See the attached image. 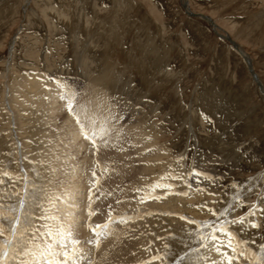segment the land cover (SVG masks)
<instances>
[{"label": "rangeland", "instance_id": "374dc122", "mask_svg": "<svg viewBox=\"0 0 264 264\" xmlns=\"http://www.w3.org/2000/svg\"><path fill=\"white\" fill-rule=\"evenodd\" d=\"M231 41L251 61L264 88V0H0V110H6L14 76L20 79L36 74L37 80L53 84V90L42 98L49 110L43 116L47 124L41 131L49 136V142L58 143V155L69 151L72 161L77 158L89 167L85 172L91 179L86 199L90 222L97 217L111 218L102 241L114 242L96 256L97 264H113L112 250L129 240L135 232L133 224H139L119 211L125 210L129 195L148 191L141 197L147 202L140 200L130 206L135 211L160 205L169 200L174 189H180L175 195L184 192L179 176L187 180L191 197L198 199L192 205L202 211L196 217L178 211L179 218L174 215L189 227L190 238L200 241L197 234H203L206 227L199 232V225L189 221H229L247 216L259 225L250 227L249 241L256 238V256L252 258L260 256L264 216L247 214L252 206L263 211L264 95ZM101 71L115 81L100 85ZM70 100L81 116L94 121L91 130L95 142L83 134L76 116L69 112ZM214 100L218 110L202 108L201 101L209 107ZM11 116L6 117L12 122L3 126L11 128L16 119ZM73 125L86 151L72 157L76 152L69 139ZM61 141H65V148ZM35 148L27 147L34 151L29 153L32 156L47 153L51 145ZM64 164L55 165L54 190L65 188L63 182L67 185L57 176L68 174ZM193 169L215 179L200 177L198 182ZM15 171L14 176L25 183L28 173L22 167ZM238 182L249 183L233 189ZM155 184H171L172 191L165 198L168 188L155 186L160 197L154 200L149 191ZM237 196L242 197L244 206ZM208 209L221 210L217 211L219 217ZM234 226L231 231L241 236L242 225ZM209 230L203 235L208 236ZM239 239L245 241L244 237ZM102 241L95 246V254Z\"/></svg>", "mask_w": 264, "mask_h": 264}, {"label": "bare ground", "instance_id": "6f19581e", "mask_svg": "<svg viewBox=\"0 0 264 264\" xmlns=\"http://www.w3.org/2000/svg\"><path fill=\"white\" fill-rule=\"evenodd\" d=\"M232 44L234 45L238 54L244 59L248 68L250 69L251 75L254 81L256 82V85L258 86L259 91L264 95V88L262 87L263 84H261L259 80L260 78L257 77L258 75H256V72H254L251 61L248 59L246 54L242 50L239 49V47L235 43H232ZM105 72L104 73L102 72L101 74L98 73L100 75L104 74L102 76L103 78L99 75L100 80L99 81L97 80V82H100V85H101V82H103V84L104 82L105 84H109L112 82V80L115 79V78L113 79L111 75L109 76V74L107 73L105 75ZM34 75L36 76V74H33L32 76L23 75V78H20V79H19V76L18 78L14 76V79L12 78V80H10L11 82H10L8 92L9 91H12V92L10 95H8L7 100H5V103L8 102V105L5 106L6 107L5 112L3 110H0V116H2V121H0V179L4 181V183L0 184V204L4 206V211H5V217L3 218V225H4L6 232L9 231V221L7 219V215L11 213L12 206L16 203V201L20 198V196L23 195L22 194L23 189L26 186V182L24 183L18 180L19 178H16L14 176L16 173L15 169L22 167L23 170H25L26 173H28L29 175L28 177H31L30 183L28 182V187L30 191H32L35 194V197H36L29 205V208L31 212L34 213V217L35 216L38 217V219L33 218L31 221L32 227L35 229V231L32 233H28L27 239L29 243L27 247H32L33 245L42 244V243H52L53 241L51 240V238H47V239L44 238L45 236L44 233H46L48 230H46L43 233V230L46 228L45 227L46 225H52V230L59 232L61 229H63L65 233L70 234L72 239H75L80 242L78 245H75V246L69 245L68 250L71 252L72 247H76V250H77L76 256L78 259H81V264H90V262L91 264H97L96 256L97 255L100 256L99 253L103 251V249L107 245H109V243L111 242L110 241L109 243H107V241L105 242L102 241L104 238H106L108 227L110 225L109 219L111 218L110 216L97 217L91 222L88 219L89 217L87 216V213H86L87 212L86 199L88 198V191L91 187V179H90L89 173L85 171H87L89 167L85 168L86 163L84 162L82 163L81 160L77 159L76 157L75 158L77 161L75 159H74L75 161L74 160L72 161L73 158L69 157V155L67 154L69 151L65 155H62V154L58 155L57 154L58 152L56 151V148L59 147V145H57L58 143H55L56 141L53 144L51 143V141L49 142L50 140L48 139L49 136L47 137L46 133L41 131V129H45V126L47 124L46 119L43 118V116L46 115L47 110H49L45 106L42 98L45 94L49 93L50 89L54 87H53V84L50 83V81L45 80V79L37 80ZM45 77L47 78V76ZM94 82H96V80ZM98 87L96 90H98ZM101 90H103V88H101ZM12 96H15V97H12ZM11 97L13 98V100ZM216 100H214L215 102L212 103L213 106L208 105L209 107H205V103L201 101V106L203 109L210 108L211 110L215 112L216 110H218V105H217L218 103ZM10 114L15 116L16 119L13 120L14 123H11L12 124L11 128H8L6 127V125L3 126V124L10 123L11 121L10 118H12ZM5 115L6 116L9 115L11 117L9 118V117H6ZM74 126L75 125H73V127L71 126L72 128H70L72 135L71 133L69 134L70 136L69 139L70 141H72L73 148L76 147V152L74 151V154L71 155L72 157L75 155H78L77 153L80 152L84 147H86L84 146V143L79 142L81 136L80 135L78 136V131ZM68 132L70 131L68 130ZM143 133H146V132H143ZM47 143H48V146L51 145V150L48 151L47 153L39 152L32 156L29 153H32L34 151L27 150V147L34 149L35 147L39 145L47 146ZM156 143L157 142H155V144ZM65 145H66L65 141L62 142V146L64 148H65ZM16 153H18L19 155L18 158L16 157ZM65 157H68L67 158L68 162L66 163V165L64 164ZM52 158L54 159L55 162L53 160L50 161V159ZM47 159H49V161H46ZM58 162L60 165L64 164L65 167H67L66 170L68 169L69 171L68 174L63 173V176L61 174H57V176L60 175L58 176L59 178L61 179L63 178V181L64 180L67 181V185L64 184V182L61 184L62 186H66L65 188H62V190L58 188V190L60 189V191H58L57 189L54 190L57 187L53 189L55 184L52 185V182L54 181L53 180L54 176L56 175V173H54L55 165H57ZM152 163H154V161ZM144 166L146 167V164ZM154 168L155 167H152V169ZM147 170H150V169L148 168ZM175 171L176 173L180 172L179 166L175 167ZM5 172H10L14 175L11 177L5 176L3 175V173ZM148 172H151V171H148ZM125 175L129 176V174H125ZM147 176H149V174ZM154 176L155 175H153V177ZM166 178L167 176H165V179ZM164 182H166V180ZM33 184L36 185V188L31 187V185ZM156 184L154 185L153 188H150L151 191H149L150 194L153 195L154 200H157L156 197H160V194L154 191ZM178 184H179V187L184 191V192H178V194H180L181 196L175 195L177 190L180 191L179 188H176L174 189L172 193L173 195L169 198V200H166L165 203H162L160 205L150 204V206H147L146 208H142V209H137L136 211L135 209H132V208L130 209V206L136 204L140 200H142V202H147L148 200H145L144 198H141V197H143L145 193L148 191H146L147 189H141L139 191H136L135 194L131 193L129 195L128 201H127L128 203L126 204V206L123 205L125 210H123V208L122 209L120 208L121 210L119 211L125 214V217L127 216L134 217L135 221L138 220L139 224H133V227L135 228L134 230L135 232L132 231L133 234L132 232H130L132 235L128 236V237H131L129 238V240H125L123 245L121 246L119 245L120 247L118 246V248H116L115 250H112L111 254L113 256V262H114V263L112 262L113 264H145V262H148V261H151V264H162L161 260H154L153 257H156V256L164 257L165 256V253L168 251V249L164 247L165 244H170L173 246V248L177 247L179 241L172 239L171 238L172 236L178 237L180 241H183L184 243H186L187 245L191 247L199 248L198 253H193V259H195L197 256H202L206 258L207 264H212L213 261H215L216 264H227V260L224 258L222 253L226 252L228 253V255L231 256L233 255L232 250L228 248L226 244H222L221 251L217 252L216 247H215L216 242L211 240V235L214 234L220 237L221 240L226 241L227 237L225 235H223L220 232H216V233L210 232L209 235L207 236L208 237L207 246L200 248L201 241H198L197 238L195 239L190 238L191 231L188 229L189 227L187 228L184 224H181L177 221V219L180 216V213L178 212L185 213L186 215L190 214L195 217L199 212L202 213V211H198L194 208L195 204L192 205V202L196 203L198 202V199H196V197L192 198L193 196L191 197L190 195V192L192 191L191 189H186L187 180L183 176H179ZM170 191H172L171 187L168 188L167 191L163 193V196L166 198ZM138 193H141L142 195L139 197ZM183 193H187V194L185 195ZM261 195H263V193ZM151 202H154V201H151ZM218 208L219 207H217L216 209ZM260 208L263 211L257 210L255 211V213L256 215L259 214V215L264 216V199H263V202ZM130 210L135 211V212L129 213ZM217 211L218 210H216V212ZM174 215H178V218H176L177 216L174 217ZM206 215L208 216V214ZM44 216H54L56 217V219L54 220L41 219V217H44ZM137 216L139 217L137 218ZM125 217H124V220H125ZM249 217H252V216H249ZM210 218L211 217H209V219ZM227 218H228V215H227ZM248 219H251V218H248ZM257 220L260 221L259 219ZM261 220H262L261 222H263L264 217L261 218ZM207 221L209 220L207 219ZM214 221H209V222H212V224L206 227V229L205 227H201L205 221L200 222L199 228H198L199 232L200 231L203 232L204 231L203 229L207 231V229L209 230L211 226L218 227L219 225L217 224V221L219 220L216 219V222ZM226 221L227 220L219 221V223L225 224V226L229 225L231 226V228L230 227L228 228L230 230L231 229L234 230L236 226H234V224H226L225 223ZM105 224L107 225L106 228L101 227L97 229V231L101 233L100 242L102 241V247H100V249L95 254L93 251H94L96 244L89 243V241H95V239L97 238L92 229L95 228L97 225L103 226ZM126 224H129V223H126ZM114 226L116 229L117 225L113 224V229H114ZM126 228H128V226ZM191 228L194 229L193 227ZM238 228L240 230V227ZM195 229H194V232H197ZM250 230H251L250 226L248 227L241 226V230H240L241 236H239L238 238L244 237L245 241L247 242V248L251 252H254V249L256 247L255 246L256 238H254L252 235L253 240L251 239L252 241H249V236H251ZM205 231L203 232V234L205 233ZM113 242H111L110 244H112ZM55 250L57 252H62L64 249L60 248L59 245L57 244L55 247ZM93 254L95 257L92 256ZM171 258H172L171 256L167 257V259H171ZM240 258L241 259L248 258V259L245 260V262L243 263L237 262V260H240ZM21 259L24 261H30V260H35L36 257L32 255H26V256L21 257ZM58 259L60 261H64L65 258L63 255H60ZM253 260L254 259L252 258V256H248V257L241 256V257H238V259H234L232 261V264H251V261ZM69 264H71L70 261H69ZM163 264H166V261H164Z\"/></svg>", "mask_w": 264, "mask_h": 264}, {"label": "snow or ice", "instance_id": "6c2138e0", "mask_svg": "<svg viewBox=\"0 0 264 264\" xmlns=\"http://www.w3.org/2000/svg\"><path fill=\"white\" fill-rule=\"evenodd\" d=\"M69 112L73 113L77 118V123L80 125L83 134L86 137L93 139L95 142V132L91 130V126L94 121L91 118H88L86 115L81 116L79 112H77L73 108V102L70 100L68 103ZM207 118V117H206ZM191 149H189L190 151ZM193 174L197 177L199 182L200 177H205L214 180L215 177H212L208 173L197 172L193 169ZM5 176H13L14 174L10 172L3 173ZM95 175V174H94ZM26 186L23 189V195L16 201V203L12 206V211L7 215V219L9 221V231L6 232L3 225V218L5 217L4 206L0 204V264H81V259H78L76 256V247H72L71 252L68 250L69 245H78L80 242L72 239L70 234L65 233L63 229L59 232L52 230V225H46L45 227L48 229L46 233H44L45 238H51L52 243H42L33 245L32 247H27L28 245V233H32L35 229L32 227V219L34 218V213L31 212L29 205L36 198L35 194L30 191L28 187V177L25 176ZM4 183L2 179H0V184ZM241 183L247 184L249 182H238L233 184V189L239 188ZM32 188H36V185H31ZM156 187L161 188H170L171 184H159ZM227 187V186H225ZM206 191V189H202ZM187 194V193H183ZM152 197H146L149 199ZM157 199L159 197H156ZM236 200L241 202V206H244L242 203V197L237 196ZM210 212H213L214 215H219L213 209H208ZM254 210H259L256 206H252L249 209L248 216L255 215ZM167 215V214H166ZM184 219V217H181ZM41 219H49L54 220L56 217L54 216H44ZM189 223L200 224L198 221H189ZM226 224H235L240 223L245 227L258 228L259 225L254 220H249L247 216H241L236 220L226 221ZM212 224V222L205 221L201 227H208ZM217 226H211L210 232L216 233L220 232L227 237V240H221L220 237L216 235H211V240L215 241L216 251H221V245L226 244L228 248H230L233 252V255H228V253L224 252L222 255L227 260V264H232L234 259H238L240 256H252L255 257L256 253L251 252L247 248V242L240 240L234 232H232L228 227H225V224H220L217 221ZM101 227H107V225H97L93 228V232L96 235L95 241H89V243H95L97 247L100 246V236L101 233L97 231V229ZM243 230V229H242ZM35 238V237H34ZM174 240H178L179 243L176 248H173L170 244H165V248L168 251L165 253L164 257L156 256L153 257L154 260H161L162 264L166 261V264H207L206 258L202 256H197L193 259V253H198L199 248H194L183 241H180L178 237L172 236ZM198 238L201 241L200 248L206 247L208 242V237L203 234H198ZM159 239V237H158ZM59 245L60 248L64 249L62 252H57L55 250L56 245ZM186 249V250H185ZM26 255H32L36 257L35 260L24 261L21 257ZM60 255L64 256V261H60L58 257ZM168 256H171V259H167ZM91 264V262H90ZM145 264H151V261L145 262ZM212 264H216L215 261ZM251 264H264V244L260 245V256L251 261Z\"/></svg>", "mask_w": 264, "mask_h": 264}]
</instances>
